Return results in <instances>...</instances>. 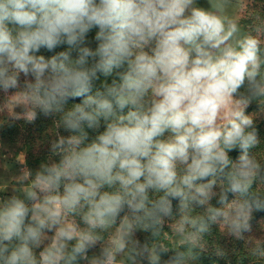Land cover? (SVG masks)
Returning a JSON list of instances; mask_svg holds the SVG:
<instances>
[{"label":"clouds","instance_id":"9594fccd","mask_svg":"<svg viewBox=\"0 0 264 264\" xmlns=\"http://www.w3.org/2000/svg\"><path fill=\"white\" fill-rule=\"evenodd\" d=\"M195 4L0 0V90L18 88L23 74L32 104L46 116L62 113L69 132L51 146L59 161L41 166L24 198L0 199V264H78L100 241L95 230L113 226L111 246L90 264H116L136 225L159 234L173 199L195 233L218 221L237 238L251 231L264 199L251 191L261 169L249 150L259 139L245 109L264 101L261 40L238 36L237 23L218 6ZM255 31L264 32V25ZM59 47L65 50L47 59L38 54ZM98 73L104 80L91 94ZM88 130L98 134L90 139ZM235 149L240 155L233 162L228 154ZM218 181L220 207H214ZM229 193L238 199L229 201ZM192 205L206 207L207 216L187 215ZM77 214L86 229L67 220ZM47 232L54 234L37 258L33 249ZM143 251L149 264H161L166 250L145 245ZM196 256L177 251L164 264Z\"/></svg>","mask_w":264,"mask_h":264},{"label":"rangeland","instance_id":"374dc122","mask_svg":"<svg viewBox=\"0 0 264 264\" xmlns=\"http://www.w3.org/2000/svg\"><path fill=\"white\" fill-rule=\"evenodd\" d=\"M195 6L214 11L218 6L223 16L237 23L240 29L238 36L257 35L261 40V46L264 47V32L257 34L255 31L258 26L264 25V0H196ZM24 81L25 77L21 74L18 88L10 89L7 92L0 90V199L12 195L24 198L25 187L30 185L36 173L41 170V166L59 161L57 155L49 159L44 158L43 152L47 150L46 153H48L50 142L48 140H45L44 143L43 140L40 141L38 134L31 127L30 122L35 119H29L30 114L35 111L37 115L39 108L29 100L24 88ZM245 114L253 118L254 127L257 128L259 143L249 150V154L259 163L261 169L259 177L253 184L255 192L259 197H264V179H261L264 177V143L259 136L263 132L260 128L264 129V112L262 108L257 109L252 101L245 109ZM4 128L9 129L5 139ZM6 141H9L10 145ZM233 153L234 151L229 152V158ZM26 171L31 175L27 180H24L23 173ZM220 188L221 185L218 181L217 187L214 189L217 196L211 200L210 206L220 207L217 203ZM228 199L232 201L238 197L231 194ZM172 203L173 214L171 217L164 218L158 241L154 244L149 232L137 225L133 234L127 238V247L124 252L117 255L116 264H149L147 253L143 251L145 245L149 250L154 247L158 251L166 250L161 252V264L167 261L165 257L173 256L180 247L186 245L200 249L205 253L214 254L227 261L232 258H242L246 259L249 264H264V215H259L258 211H254L252 214L251 231L243 233V238H237L230 233L227 225L219 221L210 223L208 232L195 233L191 225L182 223V214L178 210V199H173ZM186 214L191 217H206V207L192 205ZM67 220L78 225L81 230L87 228L82 223L79 214L69 215ZM95 231L101 236V239L94 248L89 250L88 259L83 260L81 264H90L93 257L100 255L101 249L111 246V239L116 234V226L103 231L100 229ZM53 234V232H47L48 239L43 242L40 248L33 249L37 258H39L40 251L50 243ZM193 234L198 238L193 240L191 238ZM74 243V240L70 242L69 247ZM184 264L199 263L189 258L184 261Z\"/></svg>","mask_w":264,"mask_h":264},{"label":"trees","instance_id":"16d2710c","mask_svg":"<svg viewBox=\"0 0 264 264\" xmlns=\"http://www.w3.org/2000/svg\"><path fill=\"white\" fill-rule=\"evenodd\" d=\"M94 33H95V30H93V32L89 34V40L92 41V43L89 46L92 47L93 49L96 46V43H95V41L93 39ZM261 49H262V56H264V47L261 46ZM63 50H65L64 47H59L56 50H54L53 52H48L45 49H41L40 50V53H38V54L44 55L45 58L47 59L50 56L54 55L56 52L63 51ZM73 55H75V54H73ZM262 71H264V66H262ZM98 75H100V74L98 73ZM102 80H104V77L102 75H100V80L94 81L93 92L91 94H94L96 88H98L100 86V83H101ZM108 82L111 83V78H109ZM241 91H243V89ZM82 99H83V97L75 98V99H70L68 101V103L64 106L65 107V111H67L68 109H70L71 107H73L76 103L82 102ZM253 101H254V103L256 105V108L257 109L262 108V111L264 112V101H259V100H253ZM61 117H62V113H55V114L46 116L39 109L38 114L35 117V120L30 122L32 129H34V131L36 132V134H38V139L40 141L43 140V143L45 142V140H48L50 142L48 153H46L47 150H45L43 152L45 159H49V158L55 156L53 154L52 148H51L53 142L56 141V139L59 136H68L69 135V132H67L65 130V128L63 127V122H62ZM263 120H264V116H263ZM255 129L257 131V128L256 127H255ZM260 130H262L263 132L259 136L261 138L262 143H264V129L261 127ZM88 131H89L90 139L91 138H94V136L96 134H98L97 132H93L92 130H88ZM98 131H103V127H101V129H99ZM7 133H9V129L8 128H6V129L4 128V139L6 138V134ZM6 143L8 145H10L9 144V141H6ZM239 154H240V150L239 149L234 150V153H233L232 157H230V159L233 162H235V160L239 156ZM104 190H109V189H104ZM251 191L254 194L258 195L255 192L254 185L252 186V190ZM231 194L232 193H229L228 196L231 195ZM159 195H162V193H156L154 195L152 193H150V196L153 199L158 198ZM260 198L261 199H264V197H260ZM258 214L259 215H264V210L258 211ZM161 228L159 230V234L156 235V236H153L151 234V232L148 231L149 234H150V236H151V241L154 244H155V242L158 241V239L161 236V233H160L161 232ZM189 249H192V250L195 251V253L197 254V256L193 260H196L199 264H249L246 259H242V258H238V259L237 258H232L230 261H227L225 259H221V258L217 257L214 254L205 253L202 250L195 249V248H193V247H191L189 245L188 246L187 245L186 246H182L177 251H179V252H187ZM165 259L168 260L169 257H165ZM82 261L83 260H79L78 261V264H81Z\"/></svg>","mask_w":264,"mask_h":264}]
</instances>
